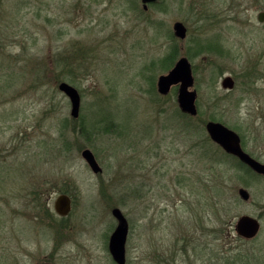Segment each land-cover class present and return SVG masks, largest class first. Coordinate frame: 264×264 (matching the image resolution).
<instances>
[{"label": "rangeland", "instance_id": "1", "mask_svg": "<svg viewBox=\"0 0 264 264\" xmlns=\"http://www.w3.org/2000/svg\"><path fill=\"white\" fill-rule=\"evenodd\" d=\"M262 11L264 0H160L147 11L141 0H0V264H117L115 208L131 225L126 264H264V177L238 168L205 125L234 130L264 163V59L251 57L264 54ZM211 21L240 23L224 40L236 60L191 59ZM182 57L195 68L197 118L181 112L178 86L158 92ZM250 64L251 91L222 88L221 69ZM63 82L80 93L78 118ZM244 215L260 221L257 238L237 234Z\"/></svg>", "mask_w": 264, "mask_h": 264}, {"label": "water", "instance_id": "2", "mask_svg": "<svg viewBox=\"0 0 264 264\" xmlns=\"http://www.w3.org/2000/svg\"><path fill=\"white\" fill-rule=\"evenodd\" d=\"M159 1L160 0H141L145 11L149 9L151 4H155ZM259 20L264 21V13L260 15ZM173 29L175 37L178 39L185 40L187 38L188 28L184 23L176 22ZM231 82V78H228L225 82V86H232ZM157 86L158 92L163 96L168 95L173 87L179 86L177 101L181 112L192 117L198 115V109L196 106L197 94L195 91H191V88L194 86V77L191 64L187 57L180 58L168 74L160 76ZM59 90L71 101V115L74 118H78L81 107V96L78 90L65 82L59 85ZM206 131L212 142L221 147L224 152L237 157L256 174L264 176V163H261L245 152L241 145V137L237 132L228 128L226 125L215 121H210L206 124ZM82 156L95 174L103 172L102 167L99 165L91 150H84ZM239 194L244 201L250 199V194L245 189H241ZM71 209L72 200L68 195H61L56 200L55 210L61 217L68 216ZM112 214L118 223L110 237L109 251L113 260L117 264H126V244L129 235V224L121 209H113ZM260 230V221L249 215L241 216L236 223L237 234L246 240L256 238L260 233Z\"/></svg>", "mask_w": 264, "mask_h": 264}, {"label": "flooded vegetation", "instance_id": "3", "mask_svg": "<svg viewBox=\"0 0 264 264\" xmlns=\"http://www.w3.org/2000/svg\"><path fill=\"white\" fill-rule=\"evenodd\" d=\"M233 3H235V2H232L231 4H233ZM231 4L228 5V7L225 8V12L228 13V14L233 12V11L238 10V5H235V4L231 5ZM262 13H264V11L260 12V14L258 16V19H260V15ZM228 23L231 24L232 26H239L240 25V23L236 22V21L235 22H230V21H228V22L215 21L214 22V21H211L209 25H210V27L212 29V32L214 31L213 34L208 36V38H205L204 41H201L202 43H200V45H203L202 52H196V51L192 52L191 59L194 58L193 56H196V55L198 56L200 54H203V52H204V54H206V56H208V57H211L213 55H215V56L218 55V56H222L220 58L223 59V60L225 59L224 61H226L227 59L228 60L229 59L230 60H236L237 57L236 56L232 57L230 52H229V50H232L233 47L227 46V44H225L226 42L224 41L225 38L228 39L229 37H232V34L236 35V32L235 33H231V32L227 31L228 28L226 27V25H228ZM259 24L260 25H264V21H260L259 20ZM197 42H198V40L195 41V47H196V44L199 45V43H197ZM195 47H192V48H195ZM234 49H235V47H234ZM240 49H241V47L238 48L237 50H240ZM251 57H254V61H260V60L264 59V54L263 53L262 54H256V55H253ZM189 62L191 64L193 77H194V86L191 88V91H195L196 94H197V96H196V106H197V109H198V115L196 117H192L191 116V118H197L200 115L199 114V105H198L199 92L196 89L197 80H196V76H195V68L193 67V64L191 63L190 60H189ZM209 62L213 66H215V64H216L215 60L211 61V59H210ZM252 68H253V64H250V65L246 66V68H245L246 71H241V73L232 72L230 75L226 74V72L222 73V69H221L220 70V72H221L220 79H221L222 88L224 90H226L227 92L231 93V92H233L235 90L237 85H241L242 84L243 88H245L246 91H251L254 88L253 87V83L255 82V77L257 76L256 74L253 75ZM228 78H231V80H232L231 85L232 86L226 87L225 86V82H226V80ZM215 84H216V81H212V85H215ZM178 88H179V86H178ZM177 91H178V89H177ZM213 105L219 106L220 103L218 104V101H213ZM210 121H213V120H210ZM210 121H207L206 124L208 122H210ZM215 122H218V121H215ZM241 145H242V148L245 150V148L243 146L242 137H241ZM245 152H246V150H245ZM69 197L72 200V197L71 196H69ZM126 219L128 221V224H129V233H130V230H131L130 221H129L128 217H126ZM45 264H51V263H45Z\"/></svg>", "mask_w": 264, "mask_h": 264}, {"label": "trees", "instance_id": "4", "mask_svg": "<svg viewBox=\"0 0 264 264\" xmlns=\"http://www.w3.org/2000/svg\"><path fill=\"white\" fill-rule=\"evenodd\" d=\"M177 57H178V54H177ZM187 117V116H185ZM189 117V116H188ZM189 124H188V128H189ZM209 140L211 141V139L209 138ZM213 143V142H212ZM220 148V147H219ZM221 149V148H220ZM227 155L228 157H231V158H234L237 160L238 162V168H241L243 172L245 173H248V174H251V175H258L256 174L250 167H248L247 165H245L244 163H242L238 158L234 157V156H231V155H228V154H225Z\"/></svg>", "mask_w": 264, "mask_h": 264}]
</instances>
